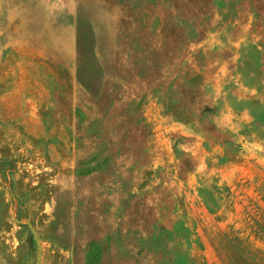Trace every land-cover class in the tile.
Listing matches in <instances>:
<instances>
[{"label":"rangeland","instance_id":"obj_1","mask_svg":"<svg viewBox=\"0 0 264 264\" xmlns=\"http://www.w3.org/2000/svg\"><path fill=\"white\" fill-rule=\"evenodd\" d=\"M38 257L264 264V0H0V264Z\"/></svg>","mask_w":264,"mask_h":264},{"label":"water","instance_id":"obj_2","mask_svg":"<svg viewBox=\"0 0 264 264\" xmlns=\"http://www.w3.org/2000/svg\"><path fill=\"white\" fill-rule=\"evenodd\" d=\"M33 235H34V238H35V240L37 241V238H36V235H35V233H33ZM39 260H40V258L38 257L37 264H39Z\"/></svg>","mask_w":264,"mask_h":264}]
</instances>
